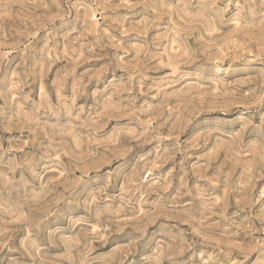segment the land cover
<instances>
[{"label": "rangeland", "instance_id": "rangeland-1", "mask_svg": "<svg viewBox=\"0 0 264 264\" xmlns=\"http://www.w3.org/2000/svg\"><path fill=\"white\" fill-rule=\"evenodd\" d=\"M0 264H264V0H0Z\"/></svg>", "mask_w": 264, "mask_h": 264}]
</instances>
